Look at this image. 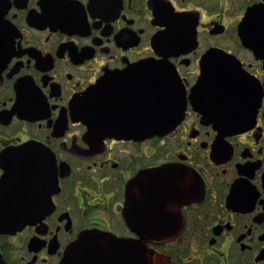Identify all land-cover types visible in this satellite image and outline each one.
Instances as JSON below:
<instances>
[{"label": "flooded vegetation", "instance_id": "af4514ba", "mask_svg": "<svg viewBox=\"0 0 264 264\" xmlns=\"http://www.w3.org/2000/svg\"><path fill=\"white\" fill-rule=\"evenodd\" d=\"M216 55L224 113L191 100ZM82 236L97 264H264V0H0V264Z\"/></svg>", "mask_w": 264, "mask_h": 264}, {"label": "water", "instance_id": "95a60500", "mask_svg": "<svg viewBox=\"0 0 264 264\" xmlns=\"http://www.w3.org/2000/svg\"><path fill=\"white\" fill-rule=\"evenodd\" d=\"M215 66H205L202 69V74L200 76V80L196 87L193 90V101L195 99H199L200 103L203 105V108L208 112L211 109H218L222 110L223 113L226 112L227 105L233 104L235 101L229 98L227 92V75L226 72L237 71L238 70V63L234 62L227 56L224 55H216L215 57ZM213 63V65H214ZM148 70L151 69L152 71L157 69V66L153 64L147 63L145 66ZM203 94L196 95L200 92ZM203 95V96H202ZM207 95V96H206ZM163 104H169V99H161ZM168 108V107H167ZM221 118L228 119L229 116L226 114L222 115ZM163 117L156 115L155 113L152 114V134L162 133L160 131V126L166 127L170 126V122L164 124ZM176 120V118H175ZM162 122V123H160ZM160 123V124H159ZM25 214V213H24ZM27 215V214H26ZM83 240V239H82ZM146 254V255H145ZM69 261L70 264H97V246H84L83 241H79L77 245H74L70 252H69ZM135 262L138 264L141 263H148V264H173L169 258L166 256L156 252H146L144 253L140 247H136L135 251ZM66 264V261H65Z\"/></svg>", "mask_w": 264, "mask_h": 264}]
</instances>
